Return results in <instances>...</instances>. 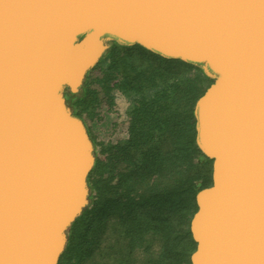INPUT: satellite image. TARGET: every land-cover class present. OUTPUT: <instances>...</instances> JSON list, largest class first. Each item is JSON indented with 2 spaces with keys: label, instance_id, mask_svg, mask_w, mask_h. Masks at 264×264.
<instances>
[{
  "label": "water",
  "instance_id": "obj_1",
  "mask_svg": "<svg viewBox=\"0 0 264 264\" xmlns=\"http://www.w3.org/2000/svg\"><path fill=\"white\" fill-rule=\"evenodd\" d=\"M201 63L213 159L191 264H264V0H0V264H59L90 204L95 143L68 104L109 49Z\"/></svg>",
  "mask_w": 264,
  "mask_h": 264
},
{
  "label": "trees",
  "instance_id": "obj_2",
  "mask_svg": "<svg viewBox=\"0 0 264 264\" xmlns=\"http://www.w3.org/2000/svg\"><path fill=\"white\" fill-rule=\"evenodd\" d=\"M110 43L71 105L95 119L120 91L130 101L127 135L106 141L91 132V201L73 222L59 264H191L196 197L213 183V159L196 142L195 106L215 79L201 63Z\"/></svg>",
  "mask_w": 264,
  "mask_h": 264
},
{
  "label": "rangeland",
  "instance_id": "obj_3",
  "mask_svg": "<svg viewBox=\"0 0 264 264\" xmlns=\"http://www.w3.org/2000/svg\"><path fill=\"white\" fill-rule=\"evenodd\" d=\"M91 73L93 77L101 75V72L99 70ZM96 86L97 83L95 82L91 84L92 88H95ZM72 93L75 92L68 90V94L71 100L70 104H72L71 102H73L76 98V96H74ZM114 96L116 103L115 106L111 108L106 103H103L98 109L99 115L97 118L91 119L86 113L82 114L83 118H85V120L87 121L91 132L98 138V140L116 141L127 135L128 118L125 110L128 107L130 101L124 94H122L118 90H115ZM71 226L72 227H70L69 231L72 230L71 228L75 227V223Z\"/></svg>",
  "mask_w": 264,
  "mask_h": 264
},
{
  "label": "flooded vegetation",
  "instance_id": "obj_4",
  "mask_svg": "<svg viewBox=\"0 0 264 264\" xmlns=\"http://www.w3.org/2000/svg\"><path fill=\"white\" fill-rule=\"evenodd\" d=\"M66 96H67L68 104H70V101H69V97H68V95H67V92H66ZM70 106H71V104H70ZM71 107H72V106H71ZM72 109H73V111H74V108H73V107H72ZM82 118H83V117H82ZM83 119H84V121H85V123H86V126H87V128H88V131H89L90 134H91V130H90V127H89L87 121L85 120V118H83Z\"/></svg>",
  "mask_w": 264,
  "mask_h": 264
}]
</instances>
